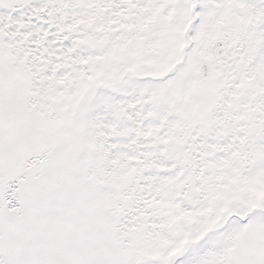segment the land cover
<instances>
[{
  "label": "snow or ice",
  "instance_id": "1",
  "mask_svg": "<svg viewBox=\"0 0 264 264\" xmlns=\"http://www.w3.org/2000/svg\"><path fill=\"white\" fill-rule=\"evenodd\" d=\"M0 264H264V0H0Z\"/></svg>",
  "mask_w": 264,
  "mask_h": 264
}]
</instances>
